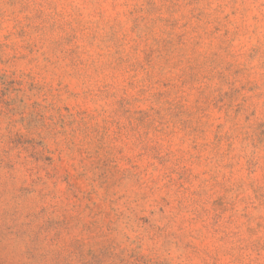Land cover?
Segmentation results:
<instances>
[{
	"label": "rangeland",
	"instance_id": "374dc122",
	"mask_svg": "<svg viewBox=\"0 0 264 264\" xmlns=\"http://www.w3.org/2000/svg\"><path fill=\"white\" fill-rule=\"evenodd\" d=\"M0 264H264V0H0Z\"/></svg>",
	"mask_w": 264,
	"mask_h": 264
}]
</instances>
